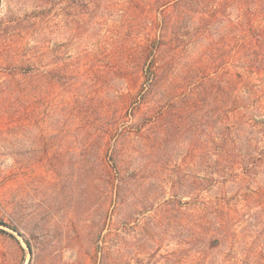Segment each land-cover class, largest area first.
Wrapping results in <instances>:
<instances>
[{
  "label": "rangeland",
  "instance_id": "rangeland-1",
  "mask_svg": "<svg viewBox=\"0 0 264 264\" xmlns=\"http://www.w3.org/2000/svg\"><path fill=\"white\" fill-rule=\"evenodd\" d=\"M182 1L0 0V264H264V161L246 170L247 150L227 165L131 133L204 82V129L224 79L264 85V0ZM150 59L167 76L138 104ZM261 100L237 131L262 146ZM118 131L121 202L105 174ZM201 218L224 232L202 244Z\"/></svg>",
  "mask_w": 264,
  "mask_h": 264
},
{
  "label": "trees",
  "instance_id": "trees-1",
  "mask_svg": "<svg viewBox=\"0 0 264 264\" xmlns=\"http://www.w3.org/2000/svg\"><path fill=\"white\" fill-rule=\"evenodd\" d=\"M194 4L195 0H183L181 4L178 2V6L180 5L183 7L186 12L191 11ZM258 38V47L261 52H264V33H260ZM261 62V69L256 72L260 77L264 74V55ZM154 66V60L150 59L145 67L142 85L139 90L138 98L140 100L138 104H141L143 99L147 98L151 93L158 91L157 88L162 79L167 76L165 73V69L168 66L167 59L159 65V68L152 69ZM224 82L225 87L216 90L219 95L215 94V100L212 102V108L215 109L213 117L217 122L208 123L206 120V129L202 128L204 124L197 122L196 116V113L203 104H208V91L210 90V85L204 82L201 84L199 90H197V93L196 90H191L187 95L177 98L176 101L172 100L165 109L160 112L158 111L156 115L150 117V125L146 131L147 133L143 134L141 128H138V125L135 123L131 126L133 129L131 133L133 132L136 134L140 144L145 148L162 151L168 150L172 145L173 147L182 145L184 149L187 150L191 149L193 151L215 153L220 158L219 163H227L229 155L235 153L236 150H247L249 152L248 156L242 160V162L236 161V164L245 166L246 170L255 169L260 162L264 161V137L262 141L263 145L261 146L260 143L257 142L259 140H252L242 135L241 132L238 134L237 130L239 125L242 124L246 118V111L249 107L248 104L250 105L255 98L260 100L264 99V89L262 88L264 85L261 83L258 84L257 87H254L251 81L243 77V75L242 83L240 84H238L236 76L233 75L224 79ZM240 85H243L245 95H238L236 93ZM175 87L176 85H171L169 90ZM153 100L155 101V99ZM262 100L261 102L264 105V100ZM154 105H158L156 101ZM155 111L154 107L152 114H154ZM178 116H180L182 121L185 120L193 126H188L186 123L176 121ZM123 135H125L123 131H118L117 137L109 141L111 151L108 155L107 164L110 166V170L105 172L109 178H111L114 173L116 174V177L112 179L111 186H107V196L109 194H111V196L114 194L116 196L114 201L118 199L120 202L122 193L127 186V179L121 177L120 171L123 164L126 163L121 145L125 143L124 141L127 138L122 139ZM255 142L257 143L254 144ZM259 150H261V154H258ZM254 153H257V156H255ZM213 181L217 183V179H213ZM206 208L207 205H204V211ZM208 221L202 218L199 220L198 227L200 230L196 236L200 237L198 241L202 244L208 243L213 236L217 238V233L224 232V230L218 232L220 228L216 227L214 224L208 225ZM105 226H108V223L105 224ZM213 231L215 232L211 235ZM217 244H219V240H217Z\"/></svg>",
  "mask_w": 264,
  "mask_h": 264
}]
</instances>
